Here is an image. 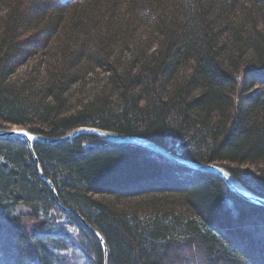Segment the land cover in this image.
Masks as SVG:
<instances>
[{
  "label": "trees",
  "instance_id": "16d2710c",
  "mask_svg": "<svg viewBox=\"0 0 264 264\" xmlns=\"http://www.w3.org/2000/svg\"><path fill=\"white\" fill-rule=\"evenodd\" d=\"M72 1L5 0L10 10L5 38L0 40V130L7 125H28L30 133L58 138L78 127H94L141 137L176 159L218 162L236 177L225 163L241 165L264 159V0H220V5L204 0L205 6L199 9L196 2L202 0H180L176 5L183 16L167 22L169 26L163 16L160 19L157 7H171L174 0H111L127 2L134 21L152 29L155 26L153 30L161 37L139 70L132 71L133 64L122 74L107 68L88 50L90 38L77 44L68 70L56 68L46 78L39 94L31 91L27 80L20 85L8 81L42 48V41L52 37L60 15L66 14ZM90 1L74 5L84 8ZM238 6L258 12L261 24L254 17L237 29L223 26L215 30L209 24L210 7L212 15L227 24L225 13ZM95 17V24L105 30L115 28ZM44 19L31 33L19 32ZM225 32L228 35L220 38ZM109 42L102 46L104 50ZM231 44L237 46L232 54L242 52V46L250 49L251 60L228 63ZM142 56H134L133 61L137 63ZM86 58L105 67L112 84L101 91V99L66 112L65 90L76 81L70 72ZM189 61L191 73L172 94L160 96L158 89L166 88L180 64ZM113 92L118 94L115 104L108 100ZM99 139L79 134L65 142L35 143L37 166L24 140L0 138V249L14 251L11 261L5 263L6 257H0V264H57L55 251L73 246L61 221L74 228L80 258L104 264L102 244L65 209L76 211L102 236L106 264H264V242L255 240L248 228L256 226L252 218L263 219L264 207L238 198L210 172L178 165L138 145ZM166 171L171 178H165ZM40 173L50 180L61 205ZM243 183L246 190L264 198V173ZM165 193L179 194L185 213L163 208L139 217L93 198L95 194L129 199ZM20 205L28 210L27 218L40 223L41 232L26 234L23 217L16 213ZM53 227L57 232H52ZM186 249H192L187 258L182 255Z\"/></svg>",
  "mask_w": 264,
  "mask_h": 264
},
{
  "label": "rangeland",
  "instance_id": "374dc122",
  "mask_svg": "<svg viewBox=\"0 0 264 264\" xmlns=\"http://www.w3.org/2000/svg\"><path fill=\"white\" fill-rule=\"evenodd\" d=\"M79 1L81 0H75L74 2L72 1L73 5L70 3L71 5L66 14H63L62 16L60 15L61 19L58 21V29L55 31L52 37L47 41H42V48L37 49L35 51V55L31 56L25 62V64L20 65L15 73L9 77L8 81L15 82V85H20L22 81L24 83L27 80L31 83L29 86L31 91L38 92L39 94L42 91L41 89H43V86H45L46 78H49V75H52L56 68H67L68 70V66L70 64L68 63V60L71 58L72 52L78 48L77 44L80 41L90 38H92V40L89 41V45L87 46L90 53L102 60V62L106 63L105 66H107V68L113 70L115 69L117 73L121 74L125 73L132 64V71L139 70L141 63H145L147 57L150 56V53L153 51L154 47L159 45L161 37L156 31L153 30L155 26L152 29V27L150 28L144 24H138V22L134 21V17H131L127 11L129 10L127 2L122 4V2L118 1L113 3L111 0H93L90 1L86 7L80 8V6L76 7L74 5L75 2L77 4ZM179 1L180 0H174L170 4L171 7L169 6L168 8H162V4L157 7V9H159L157 12L160 13V19L163 16L162 20H164V24H166V26H169L167 22H172V20L179 21L182 18V10H180L176 5ZM136 2L139 3L140 1L136 0ZM204 2V0L198 3L196 2V7L198 9L201 7L203 8L205 6ZM216 2L219 5L221 3L220 0H216ZM211 9L213 8L210 7V9L207 11V13L209 12L207 20L215 30L216 28H220L219 30H221L225 26H231L233 29H237L238 27H241V25H244L245 21L247 22L250 20L251 17H254V20H257L258 22L260 21L261 24V18H259L261 16H259V13H253V10H248L247 7L244 8L238 6L237 9H233L229 13H225V17H227L228 20L227 24L225 20H222V18L220 19L215 17V15H212L213 13ZM9 10V3L5 4V0H0V40H4L5 38V36H3L4 24L6 22V17H8L7 14ZM95 16L100 17L102 22L108 21L104 25H109V23H111L115 28L113 30H105L103 25H96L95 22L97 23V18ZM44 21H46V19H44L43 22L32 24L24 28L23 31L20 30L19 32L23 33L25 36L34 31L35 27L42 25ZM150 24L153 26V21H150ZM166 26L164 25V28ZM232 28L231 30H233ZM227 35L228 32H225L219 37L224 39ZM107 41H110L108 45L109 48L104 50L102 46ZM228 49L229 50H227L226 53L228 63L231 62L232 59H237L239 64H244L251 60L252 52L250 49L245 48L244 46L241 47L242 52L238 51L236 54H232V51L237 49L235 44H231ZM140 53L143 54V56L140 57V61L135 63L136 60L133 61V58L134 56H139ZM95 64L96 63L91 62L86 58L80 63H76L72 67L73 69L70 73L75 75L74 78L76 81L71 85H68L65 90L66 112L76 108H81L85 104L92 102L94 99H101L103 94L101 91L112 84L107 77L110 73L106 71L105 67L97 66ZM192 66L193 65L191 61L180 64L176 74L171 79V83H169L166 88L163 87L164 89H158L160 96L164 98L167 97L168 94H172L179 84L185 80L186 76L191 73ZM238 81H240V75H238ZM136 94L137 96L145 97L144 94L139 95L137 92ZM237 94L238 91L236 92L235 96H237ZM117 96L118 94L113 92L108 100L115 104ZM27 126L28 125H7L6 129L24 128L27 130ZM99 140L103 141V138H100ZM213 163L219 165L218 162ZM224 166H228L229 169L233 170L235 174L238 175L237 177L239 179L241 178L239 180L236 175L226 172L238 186L245 190L246 188L243 182L246 183L248 178H259L264 173V159L254 163H246L241 165L225 163ZM165 178H171L167 171L165 172ZM178 195L179 194L175 193H165L164 195H140L138 197L129 199H118L108 194H95L93 195V198L108 204L112 209L118 212H131L137 214L139 217H146L150 216L151 214H155L156 211L162 210L163 208H166L167 210L173 209L176 212L185 213V210L182 208L181 204L183 201L182 197ZM154 202L160 203L161 206L153 208L152 205ZM27 212L28 210L22 205L18 206L16 209V213H20L23 217L22 223L26 234H38L41 232L39 227L40 223L27 218ZM263 219L252 218V222L257 227L248 226L251 231L253 230L252 234L255 237L254 239L257 241L261 240V242H264ZM61 222V229L64 230V234H69V236H71L67 240L68 242H71L73 246L70 248L68 247L67 250H56V247L52 248V251L56 250L55 256L56 260L58 261L57 264H90L86 257L80 258L81 255L79 254V251H77V249L80 248H78L79 246L76 244L78 236L75 234L76 232L74 228L70 227L68 224H65L63 221ZM51 229H54V227ZM52 232L57 231L54 229ZM63 233H61L60 236ZM13 254L14 251L4 253V249H0V257L2 259L6 257V260L4 261L5 263L11 261ZM191 254L192 249H186L182 252V255L186 258ZM261 255L264 259V251Z\"/></svg>",
  "mask_w": 264,
  "mask_h": 264
},
{
  "label": "water",
  "instance_id": "95a60500",
  "mask_svg": "<svg viewBox=\"0 0 264 264\" xmlns=\"http://www.w3.org/2000/svg\"><path fill=\"white\" fill-rule=\"evenodd\" d=\"M79 134H92L95 135L97 137L103 138L105 140H109L112 142H116V143H128V144H134V145H138L144 148L149 149L150 151L155 152L158 155H161L165 158H167L168 160L184 166V167H188L192 170H197V171H204V172H210L214 175H216L222 182H224V184L239 198L243 199L244 201L251 203L253 205H258L261 207H264V198L261 196H258L256 194L250 193L247 190L243 189L242 187L238 186L237 184H234L232 182V178L226 173V171L216 165V164H212V163H196V162H192V161H188V160H180V159H176L174 158L166 149L146 140L143 139L141 137H137V136H132V135H124V134H119V133H115L109 130H103V129H98V128H94V127H78L75 130L69 132L68 134L62 136V137H58V138H46L40 135H36V134H32L30 133L28 130L24 129V128H8V129H3L0 130V138H19L21 140H24L27 145H28V149L31 153V155L33 156L34 162L35 164L38 166V162L37 159L34 155L32 146L35 143H44V144H54V143H59V142H65V141H69L72 138H74L75 136L79 135ZM40 171V170H39ZM40 176L49 184V187L52 191V194L54 195V198L57 200V202L60 204V202L57 199L55 190L50 182L49 179H46L45 177H43V175L40 173ZM68 212H71L73 214H75L79 220L86 225V227L88 228V230L99 240V242L102 244L103 247V254H104V264H106V247L104 244V240L102 238V236L96 231L94 230L92 227L88 226L84 220L82 219V217L73 209H65Z\"/></svg>",
  "mask_w": 264,
  "mask_h": 264
},
{
  "label": "bare ground",
  "instance_id": "6f19581e",
  "mask_svg": "<svg viewBox=\"0 0 264 264\" xmlns=\"http://www.w3.org/2000/svg\"><path fill=\"white\" fill-rule=\"evenodd\" d=\"M232 180V182L234 183V184H236L234 181H233V179H231Z\"/></svg>",
  "mask_w": 264,
  "mask_h": 264
}]
</instances>
